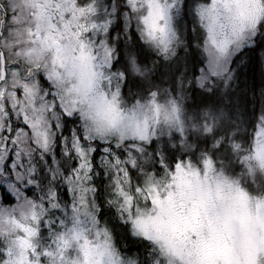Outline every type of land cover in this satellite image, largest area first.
Instances as JSON below:
<instances>
[{
	"label": "clouds",
	"instance_id": "clouds-1",
	"mask_svg": "<svg viewBox=\"0 0 264 264\" xmlns=\"http://www.w3.org/2000/svg\"><path fill=\"white\" fill-rule=\"evenodd\" d=\"M0 264H264V0H0Z\"/></svg>",
	"mask_w": 264,
	"mask_h": 264
},
{
	"label": "snow or ice",
	"instance_id": "snow-or-ice-1",
	"mask_svg": "<svg viewBox=\"0 0 264 264\" xmlns=\"http://www.w3.org/2000/svg\"><path fill=\"white\" fill-rule=\"evenodd\" d=\"M202 81H203V78H202V80H201V83H202Z\"/></svg>",
	"mask_w": 264,
	"mask_h": 264
}]
</instances>
